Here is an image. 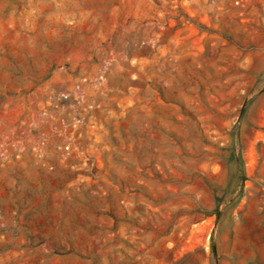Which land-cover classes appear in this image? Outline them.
<instances>
[{"label":"rangeland","instance_id":"obj_1","mask_svg":"<svg viewBox=\"0 0 264 264\" xmlns=\"http://www.w3.org/2000/svg\"><path fill=\"white\" fill-rule=\"evenodd\" d=\"M8 135L0 264H264V0H0Z\"/></svg>","mask_w":264,"mask_h":264},{"label":"built area","instance_id":"obj_2","mask_svg":"<svg viewBox=\"0 0 264 264\" xmlns=\"http://www.w3.org/2000/svg\"><path fill=\"white\" fill-rule=\"evenodd\" d=\"M40 115L42 116V121L48 122L50 121V114L48 112V110H42L40 111ZM16 119L14 118V116H12V118L10 119L9 123L13 124L14 126H16V123L14 122ZM46 138H44L43 140H39L37 142V145L34 146V149H44L45 144H46ZM19 142L20 140L18 138H16L15 136H7L5 138V142L0 143V157L1 159H3L4 161L7 162H14L16 161L17 158H19V152H18V146H19ZM65 149L68 150L70 149V145L66 144L65 145Z\"/></svg>","mask_w":264,"mask_h":264}]
</instances>
